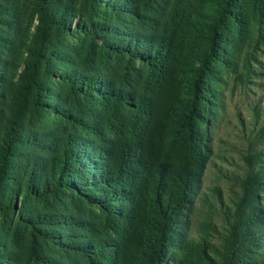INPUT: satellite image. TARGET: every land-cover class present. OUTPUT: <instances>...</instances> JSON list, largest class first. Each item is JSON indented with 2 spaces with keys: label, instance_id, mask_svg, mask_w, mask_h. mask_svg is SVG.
<instances>
[{
  "label": "trees",
  "instance_id": "16d2710c",
  "mask_svg": "<svg viewBox=\"0 0 264 264\" xmlns=\"http://www.w3.org/2000/svg\"><path fill=\"white\" fill-rule=\"evenodd\" d=\"M84 1L89 9L83 18L79 13L76 17L82 21L75 23L72 32L81 37L70 48L72 55L48 56L50 41L37 49L24 48L30 58L24 79L34 85L40 97L44 91L40 77L43 61L64 62L68 56L74 69L51 64L47 72L60 75L58 83L69 88L63 101L83 118L94 107L104 108L99 123L68 117L74 127L88 130L97 141L70 132L58 139L49 135L26 137L18 121L7 120L2 125L0 215L14 211L32 214L20 222L30 229L29 248L36 242L38 248L32 247L33 252L23 258L3 243L0 264H53L50 256L55 250L68 254L69 260L72 255L81 256L87 264H184L171 249L184 241L179 225L202 182L209 151L203 129L211 110L207 83L213 79L218 62L228 63L221 59L223 16L240 22L234 11L237 0H224L222 16L210 19L213 23L201 45L188 44L175 29L166 27L164 32L159 28L157 33L154 27L143 28L147 14L155 16L149 13L150 8L144 10L133 3L128 7L124 0ZM75 12H62L61 18L54 20L66 24ZM109 14L112 22L103 23ZM125 18L134 21L139 32L121 31L119 25L123 26ZM110 59L122 61L118 72L107 63ZM33 101L36 107L40 105ZM261 132L264 136V124ZM24 145L38 150L39 156L34 158L28 177L16 184L22 188L16 190L21 201L18 207L5 186L13 174L21 178L14 160L21 157L19 147ZM250 163L254 168V162ZM262 192L264 169H252L244 182V196L237 204L221 264H252L253 248L260 247L264 239L254 232L264 217V204L258 201ZM69 193L83 195L99 210L95 224L89 218L74 220L78 231L94 235L93 241L89 237L83 238L88 243H75L74 237L70 242L59 240L56 227L60 221L30 211L32 199ZM251 205L255 211L247 217L245 207ZM104 236L110 242H104Z\"/></svg>",
  "mask_w": 264,
  "mask_h": 264
},
{
  "label": "rangeland",
  "instance_id": "374dc122",
  "mask_svg": "<svg viewBox=\"0 0 264 264\" xmlns=\"http://www.w3.org/2000/svg\"><path fill=\"white\" fill-rule=\"evenodd\" d=\"M124 1L128 7L140 5L144 10L145 7L150 8L148 12L155 14H147L142 20L146 30L154 27L158 33L159 28L164 32L166 27L170 31L175 29L183 35L185 42L199 45L213 23L210 19H219L225 9L224 0ZM86 9L89 6L84 0H0V129L7 120L18 121L24 127L26 137L49 135L51 139H58L65 132H70L97 141L88 130L79 125L74 127L68 117L99 123L104 108L94 107L83 118L82 113L79 115L76 108L69 107L63 101L68 98L69 88L58 83L60 75L47 72L46 68L51 64L67 70L74 69L69 65L68 56L64 62L43 61L40 77L44 91H41L40 97L36 96L34 85L24 79L30 62L24 48L34 46L37 49L44 41H50L52 46L48 48V56L53 53L72 55L71 47L81 37L72 29L75 23L82 21L76 18L78 13L83 18ZM68 10L76 12L68 17L66 24L55 22L54 19H60L62 12ZM234 11L240 19L239 23L223 16L224 40L220 48L224 50V56L221 59H227L228 63L224 65L218 62L213 79L207 83L206 93L211 99V110L206 115L203 129L207 134L209 151L202 182L190 208L184 210L182 224L179 225L184 241L171 249V254L183 260L184 264L222 263L235 210L244 196L245 179L252 169H264V136L261 132L264 124V0H237ZM111 17L109 14L108 21L103 23L110 24ZM119 28L124 33L140 30L134 21L126 18ZM102 39L101 42L104 41ZM121 62L110 59L107 63L113 72H118ZM86 73L91 75L90 72ZM163 94L158 96L160 100ZM33 100L40 105L36 107ZM37 140L41 141V138L37 137ZM19 153L21 157L14 160V165L21 178L13 174L5 186L6 192H11L16 198L18 207L21 201L17 198L16 190L21 191L22 188L16 184L28 177L34 158L39 156L38 150L25 145L19 147ZM45 156L49 158L51 154ZM258 198L264 204V192ZM29 207L36 215H47L49 219L60 221L56 227L59 240L70 242L71 237H74L75 243H88L83 239L85 237L94 240V235L84 230L78 231L74 225L75 219L85 218L95 224L100 214L83 195H49L41 201L32 199ZM254 211L255 205L245 207L247 217ZM30 215L25 212L19 214L18 211L0 215V246L9 244L23 258L26 253L33 252L32 247L38 248V242L29 248L30 229L20 222L21 218ZM254 232L257 236H264V217L258 220ZM103 241L110 242V238L104 236ZM261 243L260 247L253 248L252 264H264V239ZM50 257L53 264H87L81 256L72 255L69 260L68 254L60 250H55Z\"/></svg>",
  "mask_w": 264,
  "mask_h": 264
}]
</instances>
